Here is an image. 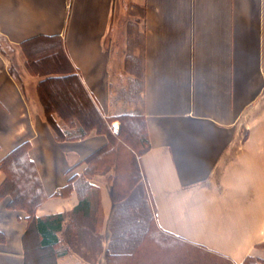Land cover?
<instances>
[{
    "label": "crops",
    "instance_id": "crops-1",
    "mask_svg": "<svg viewBox=\"0 0 264 264\" xmlns=\"http://www.w3.org/2000/svg\"><path fill=\"white\" fill-rule=\"evenodd\" d=\"M0 36L14 48L18 72L0 51V187L2 161L28 144L47 197L36 216L65 215L58 233L65 253L56 264H108L110 256L117 262L130 254L121 245L131 231L111 227V190L95 176L97 205L93 200L76 220L101 226L99 243L88 234L63 239L84 197L76 189L55 194L84 174V160L107 140H56L37 97L42 77L28 71L23 50L41 37L62 40L104 117L115 115L116 96L140 79L136 112L146 120L150 148L138 160L155 244L162 239L180 255L196 251L243 264L264 243V0H0ZM9 201L0 198V264H28V215Z\"/></svg>",
    "mask_w": 264,
    "mask_h": 264
},
{
    "label": "trees",
    "instance_id": "trees-1",
    "mask_svg": "<svg viewBox=\"0 0 264 264\" xmlns=\"http://www.w3.org/2000/svg\"><path fill=\"white\" fill-rule=\"evenodd\" d=\"M23 50L27 57L28 71L33 76L42 77L37 84V97L56 139L76 141L92 135H104L109 141L104 154L95 156L94 153L84 160L88 166L84 174L72 176L66 189L55 194L61 196L67 190L76 189L80 196L84 197L72 213L74 222L79 211L89 213L93 200L97 205L99 190L91 184V179L95 176L103 177L106 173L108 175L104 178L108 185L111 184L109 187L112 198L120 204V209L125 211L131 208L133 212L136 211L138 220L141 216L146 226L139 229L130 227V231L134 230L139 240L142 237L138 234L150 230L154 232L148 193L138 160L150 148L145 118L139 115H125L121 118L104 117L74 70L60 38H37L24 44ZM119 119H126L124 121H127L128 126L123 125L124 122L120 120L119 132L114 133L112 124ZM130 137H133L136 148L141 147L142 150L135 149L136 152L133 149ZM126 143L130 145V158L126 161L127 185L124 186L119 184L116 176H111V166L104 160L111 158L115 162L120 158L119 151L123 149L122 145ZM29 148L28 144H23L2 161L1 169L6 178L0 187V198L8 197L9 208L24 211L28 215L29 225L24 237L25 245L30 234L34 237L31 243L32 259L28 264H56L57 257L65 253L58 250L60 244L58 233L63 230L65 215L58 214L46 218L36 216V211L47 197L36 165L29 157ZM101 169L102 175L96 172ZM77 225L80 224L77 222ZM74 237L77 238L73 232L70 238ZM136 245L137 243L131 244L132 248H136ZM247 263L264 264V261L249 257L243 264Z\"/></svg>",
    "mask_w": 264,
    "mask_h": 264
},
{
    "label": "rangeland",
    "instance_id": "rangeland-1",
    "mask_svg": "<svg viewBox=\"0 0 264 264\" xmlns=\"http://www.w3.org/2000/svg\"><path fill=\"white\" fill-rule=\"evenodd\" d=\"M130 30L131 31L129 33L131 34V39L134 40L133 43L135 45H137V42L140 44L141 40H139V38L137 37L138 34L135 32V30L133 29L132 26L130 27ZM139 36H140V34H139ZM0 50L6 57H8V59L11 62L12 71H14V73H16V75H17L18 72H17V70H15L16 66H15V61H14L15 50L10 44L5 42L1 36H0ZM132 52H133V46L130 48V53H132ZM138 62H139V59H137V60L134 59L132 62H130V66L132 67V69L134 71L138 70ZM115 101H116L117 111H116L115 115L112 117L121 118V116H125V115L142 116L140 112L139 113L136 112V111H138L137 109H139V107H140V79L138 78L137 80H132L130 82L129 89L126 91L120 92L116 96ZM120 120L122 122H124L123 125L126 124L128 126L127 121H124L126 119H124V120L119 119V121H115L112 124L114 133L119 132V129L121 127V121ZM92 136H94V135H92ZM96 136L105 137L104 135H96ZM88 138L76 140V141H59L57 139L56 140L58 142H78V141H84ZM106 140H107L106 145H108L109 141H108L107 137H106ZM129 140H130L131 144L133 145L134 150L135 149L136 150H142L141 147H139V149L136 148V145H135L136 143L134 142L133 137H130ZM128 144L126 143V144L122 145L123 149L121 151H119L120 158H117L115 160V162L111 158H105V160H104L107 165L111 166V171H110L111 176H113V177L116 176L117 180L119 181V184L124 185V186L127 185V177H126L127 175L126 174L128 172V167H127L126 161L130 158V156H129L130 155V153H129L130 152V145H128ZM106 145L104 147H102L101 149H99L97 152H95V156H99L102 153L104 154V150H105ZM106 151L107 150H105V152ZM103 158H104V156L102 157V160H103ZM96 172L98 174L102 175L101 173L103 172V170L101 169V170L96 171ZM112 173H115V174H112ZM107 175L108 174L105 173V175L103 177H107ZM109 186H111V184ZM111 194H112V192H111ZM112 203H113L114 213H113V217L111 220V223H112L111 227H114V229L118 228V230L123 229V231H124L125 226L128 227V229L130 227L139 229L140 227L145 226L143 223V220L141 219V216H140V220H138V213L136 211L133 212L131 210V208L125 209V211H124V209H120V207H119L120 204H118V202L116 203L113 198H112ZM150 213H151V211H150ZM151 217H152V213H151ZM81 220H82V218L80 219V221L78 218V220H76V222H74V221L71 222L69 220V222L66 224L67 227L65 229L64 236H63L64 241L65 240L70 241V235L74 232V235L77 236V238L81 237L85 240V239H87L86 237L88 234L91 236V242L99 243L98 238L100 235L101 226H98V224H96L94 228H91L89 226H88V228H86V227L83 228V227H81V223H82ZM122 221L127 222V224H125V225L123 224V226H122ZM77 222H78V224H80L79 226L77 225ZM86 229H89V230H86ZM133 231L131 230V234L128 236V238L127 237L124 238L125 240L128 239V244L123 242L121 245V247L123 249H127L130 252V254H127L125 256H121V257L117 258L118 259L117 262L114 261L113 257L110 256V258L108 257V261H107L108 264H109V262L111 263V261H109V260L114 261V263H116V264H232L228 260L221 258L219 256H216L214 254H203L200 252L192 251V252H188L186 255H180L179 249L178 250L175 249L173 246L174 244H172L170 242L166 243L167 241L159 239L160 241H158V244H155L154 242H156L157 240H156V237H154V235L152 234L151 230L147 231L146 233L142 232V233L138 234L142 237L140 240H139V238H136L137 236H136V234H134ZM114 233H115V230H114ZM120 236L124 237L123 235H119V237ZM129 242H131V243H129ZM136 243H137L136 248L135 247L132 248L131 244L134 245ZM61 246L63 249L65 248V247H63V246H65L63 243L60 244V247ZM153 247H155V248H153ZM153 249H154L155 253L153 252ZM168 249L171 251H174V253L170 254L171 252L167 251ZM249 257H255V259L258 258V259H261L262 261H264V243L256 246L255 253ZM249 257H247V259ZM247 264H251V263H247Z\"/></svg>",
    "mask_w": 264,
    "mask_h": 264
}]
</instances>
